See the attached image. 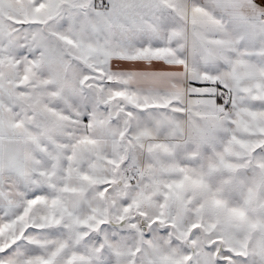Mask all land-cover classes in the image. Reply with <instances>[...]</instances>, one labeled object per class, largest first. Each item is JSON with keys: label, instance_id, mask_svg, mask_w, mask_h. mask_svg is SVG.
Masks as SVG:
<instances>
[{"label": "snow or ice", "instance_id": "obj_1", "mask_svg": "<svg viewBox=\"0 0 264 264\" xmlns=\"http://www.w3.org/2000/svg\"><path fill=\"white\" fill-rule=\"evenodd\" d=\"M0 264H264V0H0Z\"/></svg>", "mask_w": 264, "mask_h": 264}]
</instances>
